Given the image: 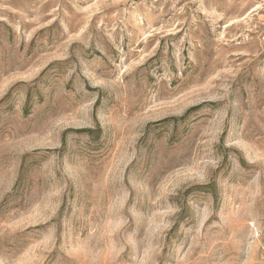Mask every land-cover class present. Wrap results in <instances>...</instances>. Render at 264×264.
<instances>
[{"label":"rangeland","instance_id":"obj_1","mask_svg":"<svg viewBox=\"0 0 264 264\" xmlns=\"http://www.w3.org/2000/svg\"><path fill=\"white\" fill-rule=\"evenodd\" d=\"M0 264H264V0H0Z\"/></svg>","mask_w":264,"mask_h":264}]
</instances>
